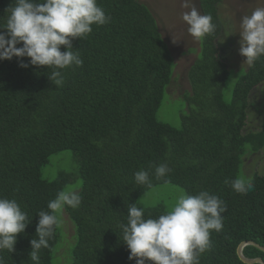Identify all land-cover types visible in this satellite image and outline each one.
Segmentation results:
<instances>
[{
	"label": "trees",
	"instance_id": "obj_1",
	"mask_svg": "<svg viewBox=\"0 0 264 264\" xmlns=\"http://www.w3.org/2000/svg\"><path fill=\"white\" fill-rule=\"evenodd\" d=\"M221 2L199 0L216 30L199 41L187 73L190 90L176 97L169 91L176 83L174 58L141 0H98L111 21L73 40L83 65L62 70V86L48 78L52 68L32 66L30 58L0 61V198L16 199L30 221L15 250L0 253L5 264H34L29 253L37 213L75 182L81 204L63 210L73 234L65 238L57 228L49 247L40 250L39 264H135L120 227L128 207L147 204L145 218H158L175 202L174 188L178 195L206 190L227 205L223 229L211 232L200 264H261L243 262L237 247L243 241L264 247V172L248 175L243 167L264 148V98L251 94L264 81V56L247 68L219 65L226 35ZM12 3L0 0V26ZM253 109L263 116L258 130L247 127ZM62 152L71 154L72 169L46 177L52 158ZM162 163L172 171L157 180L155 166ZM139 170L149 172L151 187L135 183ZM239 175L253 180L246 194L225 182ZM154 188L170 195L146 200ZM243 254L264 261L255 245L245 246Z\"/></svg>",
	"mask_w": 264,
	"mask_h": 264
},
{
	"label": "clouds",
	"instance_id": "obj_2",
	"mask_svg": "<svg viewBox=\"0 0 264 264\" xmlns=\"http://www.w3.org/2000/svg\"><path fill=\"white\" fill-rule=\"evenodd\" d=\"M182 7L189 9L183 12L182 20L188 26V34L195 40L202 41L206 35L215 32L216 25L212 16L202 15L192 0H184ZM6 11V25L0 26L6 29L0 31V61L27 57L32 66L50 67L53 71L48 78L55 86H62L64 83L62 70L83 65L79 52L73 49V40L89 35L93 31V25L103 26L111 21L110 15H106L98 0H13ZM239 28V54L244 57V63L248 67L264 56V6L243 16ZM226 36L222 41L225 58L219 65L225 64L227 69H235L228 67L229 51L233 50V43L227 44ZM61 46L64 51H61ZM29 63L21 62L20 66L26 68ZM253 91L251 94L258 97ZM248 159L250 157L244 160L245 164ZM248 169L250 171L245 169L248 175L255 170L252 167ZM171 171L166 163L156 165L155 178L163 179ZM134 180L137 185L152 186L146 170L136 171ZM225 182L230 183L238 194H246L254 188L252 178L244 175ZM81 201L78 190H61L48 202L47 210L37 213V238L31 239L29 253L34 264H39L40 250L49 247L55 230L61 226L64 208H78ZM146 207L149 205L138 207L135 203L130 204L127 222L120 225L124 244L129 249L128 259L135 260V264H200V256L211 246V232L223 229L222 214L227 210L223 199L206 190L195 195L181 192L171 209L158 218H145ZM29 223L27 212L21 209L16 199L0 198V253L15 250L17 235L23 233ZM244 242L242 256L248 260L257 259L243 254L245 246L257 244L249 243L253 241L241 242L237 252ZM0 264H5L3 255H0Z\"/></svg>",
	"mask_w": 264,
	"mask_h": 264
},
{
	"label": "rangeland",
	"instance_id": "obj_3",
	"mask_svg": "<svg viewBox=\"0 0 264 264\" xmlns=\"http://www.w3.org/2000/svg\"><path fill=\"white\" fill-rule=\"evenodd\" d=\"M141 1L147 4L153 14L157 22L158 29L164 40L168 43L171 55L174 58L173 75L176 77V83L170 86L169 91H171L172 95L176 97L177 94L190 90L187 73L190 64L196 58V51H199L200 49L199 41L195 40L190 34H188V26L182 20L183 12L188 11L189 9L182 7L184 0ZM192 2L202 14L201 9L199 8V0H192ZM262 6H264V0H222L219 5V16L227 35L225 42L227 44L233 43V50L229 51L228 57L229 68H247V63H244V57L239 54V25L243 16L250 15L255 8ZM193 49H195V51ZM253 94H256V96L260 98H264V82L253 91ZM253 110L254 113L250 112L248 114L247 127L248 129L258 130L263 122V116L261 114H256L255 109ZM173 116L174 114L171 117ZM252 161L254 162L252 163ZM73 163L71 154L68 152H62L52 158V164L47 169L49 174L45 171L44 175L46 177L54 176V174L62 168L71 170ZM246 164L251 165V167L255 168L258 172L264 171V148L253 154L252 157H250V160L248 159ZM246 164L244 165V168H247V170L250 171L248 168L251 167L246 166ZM77 185V182L71 183L67 189L71 188L77 190ZM174 191L175 192L172 195L176 198L178 196V192H176L175 188ZM169 195V191H162L154 188L145 196V198L146 200L149 199V201L154 202L158 196L166 198ZM61 220V226L66 233L65 238H69L70 234H73L72 221L68 218L64 211L62 213ZM67 244V241L65 242L64 239L63 247L58 252L60 261H64L65 257L61 252H64V248Z\"/></svg>",
	"mask_w": 264,
	"mask_h": 264
},
{
	"label": "water",
	"instance_id": "obj_4",
	"mask_svg": "<svg viewBox=\"0 0 264 264\" xmlns=\"http://www.w3.org/2000/svg\"><path fill=\"white\" fill-rule=\"evenodd\" d=\"M245 243L246 242H244V243H242L240 246H239V248H238V255H239V257L243 260V261H245V262H260V263H262V264H264V262L262 261V259H260V258H257V259H255V260H248V259H246L244 256H242V247L245 245ZM249 243H252V244H255L254 242H249ZM255 245H257L260 249H262L263 251H264V247H262V246H260V245H258V244H255Z\"/></svg>",
	"mask_w": 264,
	"mask_h": 264
}]
</instances>
